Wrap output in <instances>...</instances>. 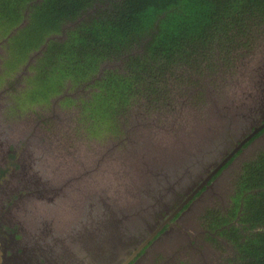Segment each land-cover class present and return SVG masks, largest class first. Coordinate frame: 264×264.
<instances>
[{
  "label": "trees",
  "instance_id": "obj_1",
  "mask_svg": "<svg viewBox=\"0 0 264 264\" xmlns=\"http://www.w3.org/2000/svg\"><path fill=\"white\" fill-rule=\"evenodd\" d=\"M263 35L264 0H0L4 74L20 70V113L27 104L63 96L60 104L75 105L88 124L83 128L94 135L128 132L134 114L144 120L171 111L173 90L187 95L193 89V104L203 103L211 74L246 58ZM81 83L85 95L64 93ZM218 88L215 82L210 98ZM232 185L229 206L209 210L203 223L231 243L234 252L224 264H264V149L242 162Z\"/></svg>",
  "mask_w": 264,
  "mask_h": 264
},
{
  "label": "rangeland",
  "instance_id": "obj_2",
  "mask_svg": "<svg viewBox=\"0 0 264 264\" xmlns=\"http://www.w3.org/2000/svg\"><path fill=\"white\" fill-rule=\"evenodd\" d=\"M256 43L246 58H236L231 66L219 65V70L211 74L204 90V105L193 104L196 102L193 89L187 95L173 90L171 97L175 102L171 111L152 113L144 120H138L134 114L128 132L106 130L99 135L83 128L88 124L76 116L75 105L59 104L54 99L57 97L53 98L54 103L27 104L20 113L18 97L24 88L19 80L20 70L4 74L3 61L7 55L1 44L0 188L6 194L14 193V200L9 201V216L13 217L23 241L50 239L56 241L51 242L53 245L60 242L73 250V238L78 231L93 237L107 227L105 236L112 239L109 227L115 230L125 221L132 236L143 229L142 219L152 220L154 225L164 211L157 209V200L150 199L149 188L157 181L155 174L159 178L166 174L169 157L178 154V161L187 159V151H192L190 154L195 151L194 143L204 150L206 146L199 144L211 145L214 138L210 136H214L228 116L238 124L239 117L235 119L234 114H241L254 104L253 98L264 78V36ZM34 56L33 51L27 65L34 61ZM24 67L26 64L20 66ZM212 80L219 93L223 91L221 95L215 91V98H210L214 95ZM68 88H64V93L77 96L88 93L82 83ZM237 124L228 129L236 130ZM223 142L220 141L219 147H223ZM13 146L21 150L14 170L4 162L5 148ZM261 149L264 132L223 171L218 184L188 206L170 228L171 232L154 240L133 264H224L234 249L223 236L208 230L203 223L204 215L209 210H225L229 206L232 181L242 162ZM26 184L29 186L24 189ZM3 197L5 205L8 201ZM126 232L123 229L117 236H130ZM112 248H107V252Z\"/></svg>",
  "mask_w": 264,
  "mask_h": 264
},
{
  "label": "water",
  "instance_id": "obj_3",
  "mask_svg": "<svg viewBox=\"0 0 264 264\" xmlns=\"http://www.w3.org/2000/svg\"><path fill=\"white\" fill-rule=\"evenodd\" d=\"M254 108H257L258 112L254 111L255 110ZM234 116L235 119L239 117V120H237L238 124L235 123L234 120L230 118L231 116H228L223 121L221 126L217 129V131H215L214 136H210L214 138L212 142H214L215 144L213 145H207L206 143L199 144L206 146V148L203 150L202 148H197V143H194L195 151L193 152V154H190L192 153V151H187L188 158L181 159L182 161L181 160L178 161V159H180L179 158L180 155L178 154H175V157H169L170 162L168 163L170 164L167 165L166 167L167 170L166 174L162 173L161 175L162 177L160 178L158 177L159 179H156L157 181L155 182V184L149 188L151 189L153 187V189L149 190L150 199L157 200L159 202V206L163 207L165 203L162 202L164 201V199L167 198L165 197V193H166V188L168 187L164 185L166 184L170 185L169 182H171L168 179L172 181H176L177 186L180 184H184L185 186V184L188 183L186 182V180L191 179V185H192L194 178L198 177V175L201 176L202 170L208 171L212 166L209 164L215 161L216 158H218L219 152H217L216 150L218 149L221 140L222 142L226 141L223 142V146H224L225 143L230 141L229 140L230 136H232V138H235V137H239L240 133L244 135L248 131H250V128L252 126H255V128L251 134H255L258 130H260V128L263 126H261L260 122L258 121V117H264V106H261L260 103L259 104L255 103L247 111L241 114L236 113L234 114ZM234 124L238 125L237 126L238 128L236 130L228 129L229 127H232V125ZM223 129L225 130V133H230L229 135H226L227 139H223ZM251 134L248 137H246L244 140H242L240 145L243 144L251 136ZM240 145L235 150H238L241 147ZM196 152L198 153L196 154ZM211 174L206 179H209ZM206 179L203 182H206ZM164 182L165 184L163 185ZM29 184H26L25 186L23 185V188L27 189ZM161 185H163V187ZM202 186L203 183L200 186H198V188ZM191 188L192 186H189L187 188L186 190L188 191L187 198L180 203L179 207H182L188 200L192 198L194 192L191 193V190H189ZM125 218H127V215L123 217V219ZM126 224L127 223L125 221L123 224L120 223V225H118L119 227L118 226L116 227L118 228L119 234L123 229L125 231L127 230L126 233L131 231L128 227H126L127 226ZM142 225H143L142 226L143 229L146 230L148 229L149 231L152 229L151 226H153L152 220L146 222L145 219H142ZM106 228L102 227L97 233L93 235V237L91 235L89 236V234L79 233L78 231L77 233H75L76 238L75 237L73 238V242H72L73 250L67 249L68 247L63 246L60 242H57L55 245H53L51 242L54 243L56 241L55 240L50 241V239H48V241L41 240L40 238L31 239V240L29 239L28 241L26 240V242L30 243L31 241H34L36 246H38L40 249L43 250L42 253L43 254L45 253L44 257L46 259V261L43 264H67L68 262H72V261L78 262L77 264H97L99 262L98 260L104 257V253L107 254L105 256L109 258V263L103 261L102 263L104 264L127 263L129 260L126 258L127 255L130 254L129 252L130 250H127L126 247L128 243L124 241L121 237L117 236L118 232L116 233V231L112 227H109L111 229L110 232L112 239L109 238V236H105L106 233L104 232V230ZM113 239L115 240V242L112 241ZM74 241L78 242L79 244L77 245ZM111 246L113 247L112 248L113 252L109 253V251L107 252V248L109 249ZM137 251L138 250H136V252ZM136 252L134 254H136ZM91 259H93L94 261ZM125 259L126 261H124Z\"/></svg>",
  "mask_w": 264,
  "mask_h": 264
},
{
  "label": "flooded vegetation",
  "instance_id": "obj_4",
  "mask_svg": "<svg viewBox=\"0 0 264 264\" xmlns=\"http://www.w3.org/2000/svg\"><path fill=\"white\" fill-rule=\"evenodd\" d=\"M0 75H2L1 72H0ZM62 98L63 96L54 98V99L56 102L60 104L59 101H61ZM54 99H52L51 101L52 103H54ZM253 99H254L253 100L254 104L260 103L261 106H264L263 105L264 103V78L260 80V88H258V92ZM254 109H255L254 111L258 112L257 108H254ZM259 118H258V121L263 127H261L260 130H258L255 134H251L255 128V126H252L250 128V131H248L246 134L242 135V133H240L239 137H235L234 140H231L225 143L223 147L222 146L218 147V149L216 150L217 152H219L218 158H216L215 161L209 164V165H212L210 168H213V169L210 170V172L206 174V176L201 178V180L197 184L195 182L193 184L194 186H192L193 188L189 189L191 190V193L194 192L192 198L196 195V193L200 189H202V187L205 186L202 192L198 195V197L204 194L206 191L212 189L216 183L218 184V181L223 176V171H225V169L227 168V167L225 169L222 168L223 165L226 163V161L229 160L232 156H234L236 151H238L239 149H242L239 153V155H242V153L246 150V147H243L244 143H246L251 138L255 139L259 135L260 131L264 132V125H263L264 117H259ZM229 134L230 133H226V135H229ZM250 134L251 136L243 144L240 145L241 141L244 140L246 137H248ZM251 143L252 141L249 143V145ZM200 144H202V142ZM213 144L215 143L212 142L211 145ZM239 145L241 147L238 150H235L236 148L239 147ZM17 146L18 145H16L15 147L17 148ZM5 152L7 154L4 155V162L6 166L12 167L14 170V167L17 166L16 159L18 158L19 153H21V150L20 149L17 150L13 146L10 148L6 147ZM221 168H222L221 173L213 177L215 173ZM212 171H215V172H212ZM210 174H211L210 178L206 179ZM211 178L212 180L209 181ZM196 179H198V177L194 178V180ZM205 179H206V182H203L205 181ZM186 182L188 183H186L185 186L184 184H180L177 186L176 181L169 182L171 186L166 188V193H165V197L167 198L164 199V201L162 202L165 204L162 208H160V209H163L164 212L163 214H159L158 220L153 225V228L151 230L148 231V229L147 230L142 229L140 232H136L134 236H132L133 232L130 231L128 232L130 236L122 238L124 241H126L129 244V245L127 244L126 246L127 250H130L129 251L130 254L127 255V258H126L130 261V262L128 261V263L133 264L134 262H137L139 260V256L141 257L142 254L147 251V248L152 244L154 239L159 240L161 237L164 236V234L171 232L170 228L172 227V225H175L178 222L179 218L188 208L187 207L185 210L180 212L181 208L189 201L188 200L182 207H179L180 203L184 199L187 198L188 191L186 190L191 184V179L186 180ZM202 183H203V186L198 188V186H200ZM2 189L3 188H0V193H3V196L6 197V200L8 201V203L4 205L3 200L5 201V198L3 196H0V200H2L1 205H0V250H1V259H2L1 264H43L46 261L44 257L45 253L44 254L42 253L43 250L40 249L38 246H36L34 241H31L30 243H27L26 240L23 241L24 239L20 237L18 233L19 232L18 228L17 226H15L13 222V219H12L13 217L12 216L10 217L8 215L9 214L8 206H9V203H11L9 201L14 200V198H12L14 193L8 192L6 194L5 192H2ZM178 194L180 195V199L177 202L178 204L174 205L177 198H179ZM179 212L180 214H178ZM166 224H167V228L161 231V229ZM141 249H143L144 251L142 253H139L138 251H140ZM136 250L138 251L136 252ZM111 252H113V250L109 251V253ZM135 252L136 254H134ZM126 259L124 261H126ZM98 261L99 262L97 264H104L102 263L103 261H106L107 263H109V258L102 257ZM77 263L78 262L72 261V262H68L67 264H77ZM117 264H120V263H117Z\"/></svg>",
  "mask_w": 264,
  "mask_h": 264
},
{
  "label": "clouds",
  "instance_id": "obj_5",
  "mask_svg": "<svg viewBox=\"0 0 264 264\" xmlns=\"http://www.w3.org/2000/svg\"><path fill=\"white\" fill-rule=\"evenodd\" d=\"M224 135L226 136V133L223 134V137H224ZM231 139L234 140V138H232V136H231Z\"/></svg>",
  "mask_w": 264,
  "mask_h": 264
},
{
  "label": "bare ground",
  "instance_id": "obj_6",
  "mask_svg": "<svg viewBox=\"0 0 264 264\" xmlns=\"http://www.w3.org/2000/svg\"><path fill=\"white\" fill-rule=\"evenodd\" d=\"M116 226V225H115ZM115 231H116V233H117V228L115 227Z\"/></svg>",
  "mask_w": 264,
  "mask_h": 264
}]
</instances>
